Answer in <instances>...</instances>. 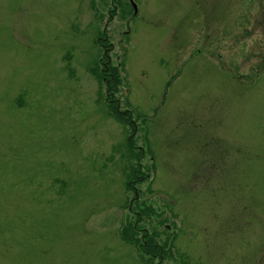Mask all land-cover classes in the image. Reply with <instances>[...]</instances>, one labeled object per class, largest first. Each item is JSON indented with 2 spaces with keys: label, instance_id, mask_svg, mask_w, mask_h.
I'll return each mask as SVG.
<instances>
[{
  "label": "rangeland",
  "instance_id": "374dc122",
  "mask_svg": "<svg viewBox=\"0 0 264 264\" xmlns=\"http://www.w3.org/2000/svg\"><path fill=\"white\" fill-rule=\"evenodd\" d=\"M131 2L0 0V264H264V0Z\"/></svg>",
  "mask_w": 264,
  "mask_h": 264
},
{
  "label": "trees",
  "instance_id": "16d2710c",
  "mask_svg": "<svg viewBox=\"0 0 264 264\" xmlns=\"http://www.w3.org/2000/svg\"><path fill=\"white\" fill-rule=\"evenodd\" d=\"M107 80H108V83H107V87H108V90L109 91H112V92H115V86L119 84V80H118V74H117V71L116 69H109L107 70ZM111 92V93H112ZM113 113H114V117L121 121V122H127L128 121V113H123V112H117L115 109H112ZM133 178H134V175H133ZM149 241L151 242L152 239L150 238ZM155 250L157 251L158 253V257L159 259H161L162 257V253H161V250L160 249H156Z\"/></svg>",
  "mask_w": 264,
  "mask_h": 264
}]
</instances>
